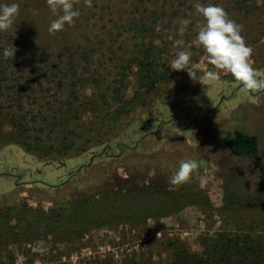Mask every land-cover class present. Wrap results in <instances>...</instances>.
Instances as JSON below:
<instances>
[{
  "label": "rangeland",
  "instance_id": "obj_1",
  "mask_svg": "<svg viewBox=\"0 0 264 264\" xmlns=\"http://www.w3.org/2000/svg\"><path fill=\"white\" fill-rule=\"evenodd\" d=\"M13 2L20 6L19 15L10 30L0 32V47L11 38L10 45L17 51L25 42L40 54L54 55L57 63L58 56L68 63L72 55L82 56L85 77H102L100 89L88 82L84 95L105 93L112 111L121 106L119 100L131 101L144 92L132 63L142 46L164 50L161 69L170 79L136 101L119 121L107 125L108 133L100 141L90 143L87 151L65 164L38 158L18 144L0 145V200L9 206L24 200L36 207H67L73 195L112 173L147 174L169 188V177L182 160L195 159L200 167L189 183L172 190L192 202L176 215L138 226L94 230L72 244L39 241L12 246L0 256V264H87L109 259L112 264L129 260L171 264L180 245L203 255L208 244L223 236L249 238L264 253V208L244 209L233 203L261 198L259 165L246 156H235L222 142L235 131H246L258 137L264 157V90L249 92L224 73L219 81L203 85L192 81L187 71L170 67L179 51L188 50L198 75L214 70L203 48L191 44L198 25L204 23L194 8L199 2L224 8L242 27L241 35L253 49L249 62L264 71V0H241L242 9L235 8L236 0H92L90 8L79 0L74 7L80 16L56 35L48 32L55 17L46 0H0V5ZM185 20L190 23L180 36L178 29ZM176 40H183L184 47H174ZM55 95L42 92L45 108L55 103ZM100 101L93 105L94 118L85 110L82 134L102 125L105 109ZM4 130L11 131L9 125Z\"/></svg>",
  "mask_w": 264,
  "mask_h": 264
},
{
  "label": "trees",
  "instance_id": "obj_2",
  "mask_svg": "<svg viewBox=\"0 0 264 264\" xmlns=\"http://www.w3.org/2000/svg\"><path fill=\"white\" fill-rule=\"evenodd\" d=\"M235 8L242 9L241 0H236ZM6 41L0 47V145L18 144L49 162L65 164L67 159L87 151L90 143L100 141L108 133V124L119 121L136 101H142L170 79L161 69L164 50L154 45L142 46L132 63L138 70V84L144 92L131 101L119 100L121 106L112 111L105 93L95 91L91 98L84 95L86 83H96L100 89L98 83L102 77L98 71V77H85L82 56L72 55L70 63L58 56L57 63L54 55L40 54L36 46L24 42L15 57L5 58L3 50L12 46V39ZM40 92H56L55 103L48 105L49 109L45 108ZM96 101L102 102L105 109L102 125L82 134L86 129L85 110L94 118ZM34 107H39L38 111ZM5 125L11 131L6 132ZM222 142L235 156H246L259 165L261 198H240L233 203L244 209L264 208V157L258 137L238 130ZM136 175L129 172L123 177L116 172L105 176L88 190L73 195L67 207H36L24 200L9 206L0 200V256L12 246L39 241L72 244L94 230L143 225L149 220L176 215L192 204L187 195L170 191L147 174ZM173 257L171 264H264V253L255 242L226 236L208 244L203 255L189 252L182 244ZM87 264L112 263L109 259ZM125 264L142 263L129 260Z\"/></svg>",
  "mask_w": 264,
  "mask_h": 264
},
{
  "label": "clouds",
  "instance_id": "obj_3",
  "mask_svg": "<svg viewBox=\"0 0 264 264\" xmlns=\"http://www.w3.org/2000/svg\"><path fill=\"white\" fill-rule=\"evenodd\" d=\"M79 0H46L51 14L55 17L50 22L48 32L56 35L63 31L65 26H72L75 18L80 16V11L74 7ZM86 7H92V0H84ZM197 14L203 17L204 23L198 25V34L191 42L196 48H203L207 63L213 66L214 70H206L202 75L197 74V66L191 64L192 53L188 50H181L171 61L173 71H187L188 76L194 82L203 85L209 82L219 81L221 73L231 74L244 89L249 92L264 90V71L255 69L249 62L253 49L247 45L245 38L241 35L242 27L229 18L224 8L199 2L194 5ZM20 6L13 2L0 5V32L10 30L16 17L19 15ZM34 14H35V10ZM190 21H181L178 34L183 36ZM174 47H184L183 40H176ZM17 49L12 45L3 50L5 58L15 57ZM199 162L195 159L182 160L179 168L169 177V190L189 183L193 175L199 171ZM205 186L204 178H200V187ZM159 236V233L157 234Z\"/></svg>",
  "mask_w": 264,
  "mask_h": 264
}]
</instances>
